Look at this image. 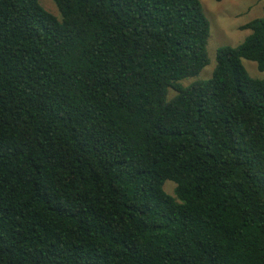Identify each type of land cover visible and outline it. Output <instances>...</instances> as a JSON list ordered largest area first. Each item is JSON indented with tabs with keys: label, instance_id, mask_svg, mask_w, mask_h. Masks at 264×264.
I'll list each match as a JSON object with an SVG mask.
<instances>
[{
	"label": "trees",
	"instance_id": "16d2710c",
	"mask_svg": "<svg viewBox=\"0 0 264 264\" xmlns=\"http://www.w3.org/2000/svg\"><path fill=\"white\" fill-rule=\"evenodd\" d=\"M51 1L0 0V264H264V16L184 84L198 0Z\"/></svg>",
	"mask_w": 264,
	"mask_h": 264
},
{
	"label": "rangeland",
	"instance_id": "374dc122",
	"mask_svg": "<svg viewBox=\"0 0 264 264\" xmlns=\"http://www.w3.org/2000/svg\"><path fill=\"white\" fill-rule=\"evenodd\" d=\"M202 6L203 13L209 22V40L207 44V56L209 64L201 73L191 79L183 81L191 84L195 81L208 80L215 68V53L220 47H236L250 34L248 30L241 28L255 19L264 16V0H198ZM41 6L53 16L59 18V12L51 0H41ZM242 64L251 78L264 79V73H259L256 64L242 61ZM170 92L168 98H172ZM164 191L174 197V185L166 182Z\"/></svg>",
	"mask_w": 264,
	"mask_h": 264
}]
</instances>
